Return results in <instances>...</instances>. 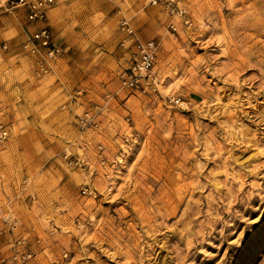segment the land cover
I'll use <instances>...</instances> for the list:
<instances>
[{"label": "rangeland", "instance_id": "obj_1", "mask_svg": "<svg viewBox=\"0 0 264 264\" xmlns=\"http://www.w3.org/2000/svg\"><path fill=\"white\" fill-rule=\"evenodd\" d=\"M152 1L56 0L39 77L0 0V262L264 264V0ZM123 18L160 44L146 92L122 85Z\"/></svg>", "mask_w": 264, "mask_h": 264}, {"label": "built area", "instance_id": "obj_2", "mask_svg": "<svg viewBox=\"0 0 264 264\" xmlns=\"http://www.w3.org/2000/svg\"><path fill=\"white\" fill-rule=\"evenodd\" d=\"M12 10L23 9L29 23L34 25L33 32L23 46L26 53L35 58L34 69L39 77H47L54 72V67L62 58L63 48L56 42L53 34L49 13L56 5V0H3ZM153 5H161L168 14L173 17L184 18L187 15L186 9L182 8L179 0H153ZM186 25L190 24L189 20L185 21ZM174 32L177 28L171 25ZM120 33L123 35L121 46L125 47L130 53V67L122 75V85L125 89L133 92H146L144 82L149 79V73L154 69L156 64L160 44L155 40L144 41L140 38L138 31L132 25L131 21L123 18L120 21ZM4 48H6L4 46ZM180 100H177L179 103ZM78 126L85 130L97 128L99 126L98 114L86 111L78 118ZM7 129L0 127V142L9 138ZM125 145H129V138H125ZM65 161L70 166H79L80 160L74 158L71 154L65 155ZM91 194L90 189L83 190V194ZM2 260L0 264H11Z\"/></svg>", "mask_w": 264, "mask_h": 264}, {"label": "crops", "instance_id": "obj_3", "mask_svg": "<svg viewBox=\"0 0 264 264\" xmlns=\"http://www.w3.org/2000/svg\"><path fill=\"white\" fill-rule=\"evenodd\" d=\"M0 223H3V221H0ZM6 223H7V226L9 227V230H8V231H5V234H6L7 232H9L10 230H13L14 232L17 231L16 228L18 227V223H15V227H13V226H12V223L9 222V221H7Z\"/></svg>", "mask_w": 264, "mask_h": 264}]
</instances>
